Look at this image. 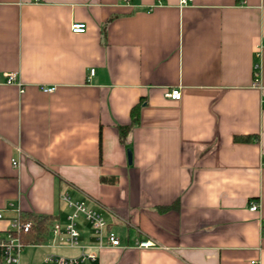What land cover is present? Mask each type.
Returning a JSON list of instances; mask_svg holds the SVG:
<instances>
[{
	"label": "crops",
	"instance_id": "0c3cea01",
	"mask_svg": "<svg viewBox=\"0 0 264 264\" xmlns=\"http://www.w3.org/2000/svg\"><path fill=\"white\" fill-rule=\"evenodd\" d=\"M62 194L122 246L59 245ZM0 213L82 264H264V0H0Z\"/></svg>",
	"mask_w": 264,
	"mask_h": 264
},
{
	"label": "built area",
	"instance_id": "2783aa9c",
	"mask_svg": "<svg viewBox=\"0 0 264 264\" xmlns=\"http://www.w3.org/2000/svg\"><path fill=\"white\" fill-rule=\"evenodd\" d=\"M192 0H179V5L184 6ZM86 30L84 23H72L70 31L76 34H82ZM93 74V70H90V75ZM15 73H8L6 75L5 84L13 85L18 88L20 95L25 92L26 85L16 79ZM255 84L257 80L254 79ZM40 89L45 93H52L55 90L54 86H41ZM166 97L172 100L180 99V91L178 89H170L166 94ZM12 165H17L15 161H12ZM61 199L72 209L71 213L66 218V223L61 225L59 222H55L51 225L50 231L54 237L57 238L59 245H66L68 247H78L79 232L77 229L78 218L82 217L92 229L95 246L97 249L104 247H121L119 237L115 232L108 229L107 223L104 218L95 210L88 208L83 202L71 201L70 198L62 194ZM249 210L255 212L258 210V203H250ZM3 219L0 213V220ZM8 229L4 235L0 236V259L1 264H19L20 253L25 247L18 239V235L21 233H27L31 229V222L27 221L21 216H16L8 221ZM136 246L139 248H146L150 246L147 241L137 242ZM83 248V247H80ZM94 259L95 254L82 253L77 258H58L53 255H47L44 258V264H79L84 259Z\"/></svg>",
	"mask_w": 264,
	"mask_h": 264
},
{
	"label": "trees",
	"instance_id": "16d2710c",
	"mask_svg": "<svg viewBox=\"0 0 264 264\" xmlns=\"http://www.w3.org/2000/svg\"><path fill=\"white\" fill-rule=\"evenodd\" d=\"M120 136L123 137L127 131V127H119ZM31 222V229L27 233H21L17 237L24 246L41 245L49 231L50 219L47 217H23ZM1 254V250H0ZM1 264V259H0Z\"/></svg>",
	"mask_w": 264,
	"mask_h": 264
},
{
	"label": "rangeland",
	"instance_id": "374dc122",
	"mask_svg": "<svg viewBox=\"0 0 264 264\" xmlns=\"http://www.w3.org/2000/svg\"><path fill=\"white\" fill-rule=\"evenodd\" d=\"M78 222H81L79 219ZM85 227H87V230L89 229L90 225L85 222ZM91 228V227H90ZM45 253H48L47 255H53L58 258H69L72 257L77 253V250L74 249H53V250H46L44 246H26L23 248V250L20 253L19 257V264H44V256ZM53 264V263H51ZM79 264H82L79 263Z\"/></svg>",
	"mask_w": 264,
	"mask_h": 264
},
{
	"label": "water",
	"instance_id": "95a60500",
	"mask_svg": "<svg viewBox=\"0 0 264 264\" xmlns=\"http://www.w3.org/2000/svg\"><path fill=\"white\" fill-rule=\"evenodd\" d=\"M127 155H128V159L130 160V153H129V152H127Z\"/></svg>",
	"mask_w": 264,
	"mask_h": 264
}]
</instances>
